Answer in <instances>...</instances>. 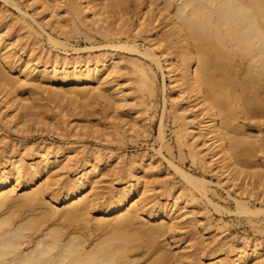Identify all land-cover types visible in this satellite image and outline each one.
<instances>
[{
	"label": "rangeland",
	"instance_id": "374dc122",
	"mask_svg": "<svg viewBox=\"0 0 264 264\" xmlns=\"http://www.w3.org/2000/svg\"><path fill=\"white\" fill-rule=\"evenodd\" d=\"M76 1L82 7L78 17L68 10L72 0H58L59 15L40 0H0V49L13 60L0 64V78L10 72L19 99L28 104L24 110H14L9 91L0 84V167L10 168L18 161L29 174V167L49 153V163L55 161V168L31 185L49 180L52 193L47 200L61 209L68 183L84 168L95 166L99 175L93 205L88 208L90 225L112 217L105 209L127 181L135 182L139 176L133 197L142 196L145 226L160 222L149 219L147 212L154 208L165 206L178 216L169 236L179 241L180 247L172 250L183 255L180 263L208 264L220 259L233 264L241 247L257 248L264 258V211L259 212L264 209V181L254 174L263 168L245 169L236 178L220 168L219 155L211 157L214 151L205 143L211 134L200 128L204 112L191 105V93L179 92L168 67V57L181 62L179 39L171 36L166 40L162 31L157 34L163 26V31L171 29L166 26V12L158 14L157 20L152 19V13L140 18L148 0H139L137 7L130 0L128 14L97 21L87 0ZM109 28H113L111 35L135 43L140 51L109 42L110 36L104 35ZM145 49L154 51L162 67L143 54ZM103 59L117 62L104 96L80 99L75 104L56 97L60 90L68 96L72 93L71 84H64L59 74L36 89V81L23 73L32 70L30 78L42 66L57 61L72 66ZM143 70L153 79L152 84L142 82ZM95 85L87 87L90 95L97 92ZM117 90L120 96L113 95ZM259 155L264 157L263 152ZM181 171L208 180L209 198ZM24 182V178L13 181L8 188L15 186L16 194H22ZM239 197L249 202L251 212H238L234 198ZM247 263L264 264V259L257 261L251 256Z\"/></svg>",
	"mask_w": 264,
	"mask_h": 264
},
{
	"label": "bare ground",
	"instance_id": "6f19581e",
	"mask_svg": "<svg viewBox=\"0 0 264 264\" xmlns=\"http://www.w3.org/2000/svg\"><path fill=\"white\" fill-rule=\"evenodd\" d=\"M40 1L56 15L60 14L58 0ZM79 3L72 0L68 8L74 17L82 11ZM134 3L139 5V0ZM87 5L97 21L117 14L121 17L130 11V0H87ZM145 8L140 18L152 13V19L157 20L158 14L166 12V26L171 29L163 31V26L157 29V34L162 31L166 40L171 36L179 39L181 62H176L174 56L168 57V67L179 92L191 93V105L204 112L200 128L211 134L205 142L214 151L211 157L219 155L220 168L234 173L236 178L245 169L262 166L263 171L254 174L264 181V157L259 155L264 153V0H148ZM111 34L113 28L104 33L110 36L109 42L140 51L135 43L122 42ZM143 54L162 67L153 50L145 49ZM0 56V64L13 62L1 49ZM109 61L72 66L57 61L39 68L35 77L28 78L33 75L32 70L23 73L27 79L36 81V89L59 74L64 84H71L72 93L68 96L60 90L56 97L75 104L80 99L104 96L109 75L117 67V62ZM142 73V82L152 84L147 71ZM1 83L11 95L9 101L14 110L28 108L25 99H19L10 72L2 75ZM93 83L97 92L90 95L87 87ZM119 92L113 91V95L120 96ZM160 136L164 138L162 128ZM49 160V153H43L40 163L29 167V174L24 173L18 161H13L10 168L0 167V264H183L180 263L183 255L172 250L180 247L179 241L169 236L178 216L165 206L161 210L154 208L147 212L149 219L160 222L145 226L142 196L133 197L138 191L139 176L135 182L127 181L105 209L112 217L90 225L88 208L93 205L97 168H84L70 181L65 188V205L55 209L47 200L52 193L50 181L38 180L39 185H31L53 171L55 161L49 163ZM181 172L208 197V180ZM22 178L26 185L22 194H16L15 186L8 188ZM234 199L238 212L252 211L246 199ZM251 256L257 261L264 259L259 249L241 247L233 264H249ZM208 264L224 263L216 259Z\"/></svg>",
	"mask_w": 264,
	"mask_h": 264
}]
</instances>
